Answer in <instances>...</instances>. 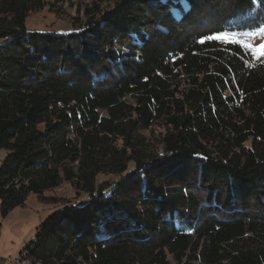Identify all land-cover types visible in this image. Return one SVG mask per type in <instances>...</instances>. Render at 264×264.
Returning <instances> with one entry per match:
<instances>
[{"label": "trees", "instance_id": "trees-1", "mask_svg": "<svg viewBox=\"0 0 264 264\" xmlns=\"http://www.w3.org/2000/svg\"><path fill=\"white\" fill-rule=\"evenodd\" d=\"M46 5L0 0L1 216L63 202L21 261L264 264V56L229 38L264 0H99L29 30ZM64 181L83 198L45 195Z\"/></svg>", "mask_w": 264, "mask_h": 264}, {"label": "rangeland", "instance_id": "rangeland-1", "mask_svg": "<svg viewBox=\"0 0 264 264\" xmlns=\"http://www.w3.org/2000/svg\"><path fill=\"white\" fill-rule=\"evenodd\" d=\"M47 4L42 11L31 14L27 18V28L29 30H53V31H70L73 30L71 24L76 18H83L84 8L91 6L99 0H64L57 2L56 0H45ZM226 35L230 33H224ZM224 35L223 37H225ZM228 37H225L227 40ZM231 39H237L248 47H255L260 57L264 56V28L254 32L245 34H232ZM7 38L0 37V44ZM158 129L154 134L158 136ZM149 134V131H145ZM155 140V139H154ZM157 143V141H154ZM7 150H0V162L6 156ZM104 177L101 176L100 179ZM45 195L65 200H79L83 197H77L70 183L64 181L59 186L45 191ZM62 200V199H61ZM77 200V201H78ZM51 202L42 201L39 196L32 193L28 196L24 206L13 209L6 218L1 216V236H0V264L7 258H16L20 255L24 245L30 241L36 234L40 223L55 209L62 205ZM1 206V200H0ZM20 257V256H19ZM3 259V260H2ZM24 264H34L30 261L22 260ZM41 264V263H35Z\"/></svg>", "mask_w": 264, "mask_h": 264}, {"label": "snow or ice", "instance_id": "snow-or-ice-1", "mask_svg": "<svg viewBox=\"0 0 264 264\" xmlns=\"http://www.w3.org/2000/svg\"><path fill=\"white\" fill-rule=\"evenodd\" d=\"M256 2H259V0H256ZM224 35H226V34H224V33H216L214 35L204 37L200 42L203 43L204 39H221ZM245 47H248V45H245ZM251 51L253 52V55L257 59H260V56L257 55V50H256L255 47H252Z\"/></svg>", "mask_w": 264, "mask_h": 264}, {"label": "built area", "instance_id": "built-area-1", "mask_svg": "<svg viewBox=\"0 0 264 264\" xmlns=\"http://www.w3.org/2000/svg\"><path fill=\"white\" fill-rule=\"evenodd\" d=\"M3 264H21V258L19 256L16 258H7L3 260Z\"/></svg>", "mask_w": 264, "mask_h": 264}, {"label": "crops", "instance_id": "crops-1", "mask_svg": "<svg viewBox=\"0 0 264 264\" xmlns=\"http://www.w3.org/2000/svg\"><path fill=\"white\" fill-rule=\"evenodd\" d=\"M3 260V259H2ZM26 261H28V260H26ZM21 264H24L23 262H21Z\"/></svg>", "mask_w": 264, "mask_h": 264}]
</instances>
